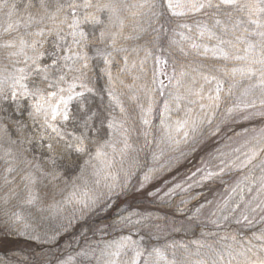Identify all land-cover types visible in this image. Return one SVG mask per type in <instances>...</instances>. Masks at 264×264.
I'll return each mask as SVG.
<instances>
[{"label": "trees", "instance_id": "16d2710c", "mask_svg": "<svg viewBox=\"0 0 264 264\" xmlns=\"http://www.w3.org/2000/svg\"><path fill=\"white\" fill-rule=\"evenodd\" d=\"M27 2L8 0V6L0 8V45L9 37L41 40V51H47L39 67L48 69L47 83L55 85L47 88L43 84V96L75 75L92 92L70 102L71 118L56 127L61 139L46 126L42 114L35 113L41 94L11 99V77L19 69L28 74L23 83L30 91L35 90L33 82L42 84L43 74L30 71L23 54L14 56L10 54L13 50L0 47V264H105L118 261L121 254L123 264H132L133 259L136 264H170L173 260L176 264H211L215 253L228 246L239 250L249 240L259 245L261 241L254 238L264 232V86L257 77L242 74L246 61L223 60L215 41L196 39L197 22L207 23L208 18L200 13L174 17L171 22L142 17L147 33L139 36L126 21L124 35L132 38L121 37L117 47L123 51H118L110 41L98 42L101 26L93 23H81L87 34L84 47L73 42L67 24L59 25L64 40L47 31L53 26L51 21L26 26L29 11L23 5ZM97 2L108 0H93ZM123 2L134 5L143 0ZM13 4L17 7L12 8ZM86 12L95 9H80L77 17ZM99 15L107 24L106 14ZM9 24L16 30L6 33ZM41 29L43 37L29 35ZM189 36L201 45L198 50L190 47ZM53 49L57 64L47 54ZM98 49L104 55L111 53L109 63L97 54ZM81 55L87 60L79 59ZM84 63L87 68H82ZM160 63L167 67L170 81L166 89L156 88L153 94ZM200 85L203 100L188 95L189 86L197 90ZM217 87L221 89L218 106L209 107L207 97L214 96ZM81 91L76 86L74 93ZM116 91L120 92L119 105L109 95ZM132 96L138 97L133 100ZM123 106L126 129L109 128L113 118L117 125L122 123ZM88 116L91 119L85 127ZM180 121L187 123L177 130ZM242 134L251 135L247 152L259 153L247 167L242 166L248 159L245 153L235 151ZM81 136L87 137L84 154L68 148ZM101 146L107 155L97 162L98 172L103 168V175L109 176L96 184L89 177V167L95 163L90 157L95 159ZM53 156L55 166L50 160ZM53 171L55 179L44 175ZM113 246L122 248L115 257L107 252ZM153 249H159L164 258L157 257ZM137 252L142 256L137 258Z\"/></svg>", "mask_w": 264, "mask_h": 264}, {"label": "snow or ice", "instance_id": "6c2138e0", "mask_svg": "<svg viewBox=\"0 0 264 264\" xmlns=\"http://www.w3.org/2000/svg\"><path fill=\"white\" fill-rule=\"evenodd\" d=\"M7 6L8 0H0V8H5ZM16 7L17 5H12V8ZM23 7L26 11H29L28 20L25 22L26 26L33 23L41 24L46 21H51L53 26L49 27L47 31L60 40H64L66 37L62 35L63 28H60L59 25L67 24V26L72 29L69 35L72 37L73 42L80 47H84L87 41V34L81 28V23L100 25L101 31L98 42L104 43L106 40L110 41V46L118 51H123V49L117 47L118 40L121 37L124 39L132 38L131 36L124 35L125 28L127 27L126 21L128 24L132 25L133 32H136L137 36H139L141 33H147V29L144 28L139 18L147 17L149 20L155 18L157 22H159L161 18H168L169 22H171V18L174 17H185L190 14L200 13L206 16L209 22H197L196 39L206 37L209 41H215V49L219 50V55L223 60L237 59L246 61L242 74L246 75L249 79L257 77L259 85L264 86V0H143L142 3L134 5H127L123 0H108L106 3H93V0H28L27 4L23 5ZM80 9H95V12H86L82 18H78L77 13ZM101 13L106 14L107 24L100 19L99 14ZM9 15H11V13H9ZM148 26L151 27L154 32H158L151 23H149ZM181 27L187 28L188 26L181 25ZM114 28L115 30H113ZM15 30L13 24H9L4 31L6 33H11ZM188 31L191 32L192 30L188 29ZM29 35L43 37L44 30L41 29L39 32H36L35 34L30 33ZM187 39L191 41L190 47L193 50H198L201 47V45L197 44L196 40L191 36L187 37ZM39 45H41L40 39L32 38L26 40L23 37H20L18 40H13L9 37L3 45H0V47H3L6 50H13L10 53L11 55L15 56L23 54L26 57V60L24 61L26 67H28L30 71H34L37 76L43 74L42 84L37 85L33 82L35 90L30 91L28 85L23 83V81L29 79V76L25 73L24 69H19V74L11 77L14 82L13 90L11 92V99L13 100L25 95L35 97L38 93L41 94V97L43 98V93L46 91L43 84H47V88L55 87V85L47 83L48 76L46 73L48 69L39 67L40 59L47 51L44 50V52H42ZM241 45H244V47L241 48ZM233 49L243 51L244 55H235L232 51ZM26 50H31L33 55L28 56ZM180 51L185 55L188 54L184 52L183 47L180 48ZM207 51L208 49L205 46V53ZM47 54L53 58V64L59 63L55 55V49ZM97 54L104 57L106 64L110 62L109 58L111 53L104 55L98 49ZM79 59L86 61L87 56L81 55ZM27 61H31V63L29 64ZM82 68H87V63H84ZM107 75L111 81L113 79L111 73L108 72ZM181 75H183V73H181ZM59 79L60 81H63L64 76L61 75ZM204 79L207 80V77ZM195 84L196 81L193 80L192 85ZM15 86H19V92L15 90ZM79 86L83 91L74 93L76 87L75 83L69 85L67 89H60L61 92L67 91L69 94L66 99L63 96H60L59 103L55 106L49 104L52 120H55L58 115L62 116L64 121L69 120L71 117L67 111L68 103L73 100L74 97H83L85 92H92V89L83 82H81ZM186 91L189 96H195L200 100L205 98L202 85H200L197 90H193V88L189 86ZM220 91L221 89L217 87L215 95L207 97L210 101L209 107L218 106L217 102L220 100ZM50 95L56 96V93L52 92ZM109 95H112L113 100L118 105L120 104L119 97L113 95L111 92ZM177 99L180 98L177 97ZM195 102L196 101L194 100L189 101V103ZM261 103L264 104V101H261ZM61 104L64 106L63 111L60 110ZM201 107H204V105L201 104ZM17 108L19 109L20 106L17 105ZM42 108L43 105L38 102L34 105L35 113H40ZM120 111L123 113L125 110L121 107ZM148 111H151V106H149ZM229 111L232 110L230 109ZM32 115H34V113ZM44 115L46 117V126L51 128L52 131L62 139L63 137L60 130L48 123L47 117L49 116V113L45 112ZM90 119V116L84 119L83 124L85 127H88V121ZM144 123L147 124L149 121L144 119ZM185 123H187V121L178 122L177 130H179L180 127H183ZM208 123H211V120H209ZM108 127L119 130L123 128V124L121 123L117 125L115 118H113V121L108 124ZM185 135H187V133H185ZM86 140V136L75 137L76 142L74 144H69L68 148L74 150L76 153L84 154L88 152L85 143ZM125 147H128L126 140ZM48 149L50 152L54 151L53 144L49 143ZM106 155L107 153L103 152V147L101 146L96 150L95 159H100L101 156ZM258 155V152H253L247 159L246 163L242 166L247 167V165L251 164ZM50 160L52 165L55 166V157H50ZM261 171H264V168H262ZM44 175L52 176L53 179L56 178L54 171L45 172ZM210 175L211 173L209 176ZM25 179H27L29 183L35 182L31 177H25ZM261 181V188L264 189V177H261ZM96 183L99 184L100 181L97 180ZM110 187H114V185H110ZM249 190L251 191V189ZM28 202L31 203L32 200H29ZM91 203L95 204L96 201L91 200ZM87 206L88 204H85V207ZM237 207H239V205H237ZM259 207L260 205L258 204L257 208ZM253 211H255V209H253ZM243 219L248 220V217L244 216ZM237 222L239 223L240 221ZM232 239H235V237ZM254 239L261 241V243L257 245L249 240L247 244L241 245L239 250L232 249L231 246H228L221 252L215 253V258L211 259V264H233L234 261H236L237 264H264V232L256 236ZM201 247H203V245H201ZM153 252L157 257L161 259L164 258L159 249H153ZM140 256H142V253L137 252L136 257L139 258ZM132 264H136V259H133ZM170 264H176V261L173 260ZM199 264H204V262L201 261Z\"/></svg>", "mask_w": 264, "mask_h": 264}, {"label": "rangeland", "instance_id": "374dc122", "mask_svg": "<svg viewBox=\"0 0 264 264\" xmlns=\"http://www.w3.org/2000/svg\"><path fill=\"white\" fill-rule=\"evenodd\" d=\"M156 60H157V63H158L159 58H157ZM65 61L68 62L69 60L66 58ZM71 78H73V79L69 80V81H65L64 82L65 85H63L57 91H55L56 96H51L50 93H52V92H50V93L46 94L45 96H43V98L41 97V98H39L36 101V104L39 102L40 104L43 105V108H42L40 113L42 114L44 119H46L44 113L48 112L49 113V116L47 117L48 123L52 124L55 127H57V126L60 127L61 124L64 125L65 121L62 119V116H60V115H58L55 120L51 119V116H50V111L51 110L49 108V104H51L52 106H55L56 104H58L60 96H63L65 99L67 98L69 93L67 91L61 92L60 91L61 88L67 89L69 87V85H71L73 83H75L76 86H79L80 83L82 82V79L79 76H77V75L71 76ZM77 78H79V79H77ZM155 78H156V80H155V82H154V84L152 86L153 94L155 93V89L156 88H157L158 91H162L163 89H166L168 84H169V81H170V74L168 72V69L162 63L158 64V66H157V69H156V72H155ZM11 81H12V86H14L13 79H11ZM15 89L17 91H19V86H15ZM115 96L119 97V100L121 101L120 92L119 91L115 92ZM137 97L138 96H132V99L135 100V99H137ZM74 98H76V97H74ZM45 101H47V102H45ZM72 101L73 100H71L70 102H72ZM70 102L68 103V106H67L68 113L70 111L69 110ZM130 102L131 101H129L128 104ZM81 106H83V105H81ZM123 108H124V106H123ZM81 109H83V108L81 107ZM60 110L61 111L64 110V106L62 104L60 105ZM121 117H122L121 118L122 124H123L124 128L126 129V125L125 124L127 122V114H126L125 111L121 114ZM250 136H251L250 134L249 135L242 134L241 138L238 139V141L236 142V146H235V151L244 152L245 153L244 156L246 158H249L252 155L250 150H248V152H247V145H248V142L250 140V138H249ZM254 137H256V138L258 137V133L257 132L254 134ZM90 160L94 161L96 164H98L97 162L99 161V159H93V157H90ZM106 160H109V159H105V161ZM95 163L91 164L90 167H89V168H91V170L89 171V177L93 178L94 182L96 183V181L99 180V178H105L106 176L108 177L109 175H103V173H104V169L103 168H101L100 172H98V170L100 168V165L98 164L97 166L94 167ZM99 163H100V161H99ZM85 203H86V201H85V198L83 197V204H85ZM47 205H50V201L47 203ZM120 250H122L121 247L113 246L107 252H109V254L111 253L115 257ZM105 264H123V262H122V254H121V256H120L118 261H115V259L114 260H109V261H106Z\"/></svg>", "mask_w": 264, "mask_h": 264}]
</instances>
